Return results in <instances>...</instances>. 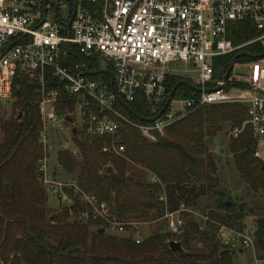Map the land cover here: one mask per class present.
I'll use <instances>...</instances> for the list:
<instances>
[{"label":"trees","instance_id":"1","mask_svg":"<svg viewBox=\"0 0 264 264\" xmlns=\"http://www.w3.org/2000/svg\"><path fill=\"white\" fill-rule=\"evenodd\" d=\"M68 4L70 13L71 3ZM98 8L97 4L91 11ZM54 12L58 14L57 9ZM263 34L251 21L231 24L228 39L234 46L246 45L214 58V77L225 75L230 60L238 52L263 54L264 37L257 39ZM81 59L91 78L101 77L108 82L106 72H100L108 64L103 65L97 57L81 56ZM261 59L241 55L235 63L250 64ZM76 62V58L68 56L64 65ZM231 75L232 71L225 77L229 79ZM181 80L193 83L189 77L166 76V93ZM43 81L46 90L58 93L55 113L59 118L74 110L76 101L65 91L63 81L54 77L49 69L44 72ZM40 88L35 78L18 72L12 84V113L7 119H0L1 264H232L230 253L221 256L227 247L219 236L224 228L236 233L243 231L247 215H253L255 220V258L264 261V205L254 200L264 196V161L252 156L255 140L250 125L243 124L247 118L244 106L197 107L168 125L162 134L154 133L152 140L123 122L116 137L91 138L78 131L72 137L78 158L68 149H62L56 161L70 175L68 182L95 196L97 207L104 204V215L90 218L86 223L79 215L86 211L91 216L92 209L82 204L72 186L63 187V192L72 199L71 206L51 212L45 208L47 195L39 183L38 173V162L44 156L38 113ZM173 94L176 98L199 95L186 85L178 86ZM128 106L144 119L158 111L152 112L141 98ZM116 108L131 123H152L139 119L119 104ZM237 128L242 130L234 137L230 132ZM228 132L226 150L246 196H252L251 206L232 200L230 193L220 187L216 157L208 149L211 139ZM111 142L122 144L124 152L115 154L110 149ZM51 174L59 179L52 171ZM151 175L158 182H152ZM181 205L205 217L206 229L195 217H187L188 214L182 212L183 230L176 236L170 235L163 215L175 212ZM161 218L164 225L158 223L155 230L147 226L139 244L129 230L124 235H109L106 231L111 221L159 222ZM171 241L178 242L180 250H171Z\"/></svg>","mask_w":264,"mask_h":264},{"label":"built area","instance_id":"2","mask_svg":"<svg viewBox=\"0 0 264 264\" xmlns=\"http://www.w3.org/2000/svg\"><path fill=\"white\" fill-rule=\"evenodd\" d=\"M68 2L70 13L68 8L66 18H62L60 8L68 7ZM97 4L98 10L92 12ZM48 11L58 19H47ZM244 21H251L257 30L264 31V0H0V106L11 103L12 84L18 72L36 77L41 85L40 144L46 149L50 128L65 120L55 113L57 91L45 89L43 77L47 69L64 82L65 91L76 101L73 113L78 112L80 121L74 125L68 115L73 121L70 124L91 138L116 137L123 122L152 140L154 133L162 134L168 125L197 107L240 104L246 108L243 124L250 125L255 140L252 156L264 161V87L257 70L261 60L245 65L235 63L234 67L240 65L245 70L233 73L229 79L226 74L220 78L213 75L214 58L246 45L234 46L227 37L231 24ZM263 37L264 34L257 39ZM64 45L80 58L97 57L103 65L108 64L100 71L106 72L108 82L101 77L91 78L83 62L64 65L68 56L73 57ZM179 65H188L193 74H179L175 70ZM172 74L191 78L199 95L172 96L149 125L131 123L117 110L116 104L128 105L141 98L152 112L158 110L155 117L167 101L166 76ZM241 130L234 129L231 134L236 137ZM111 144L115 154L124 152L122 144ZM46 159L44 155L38 162L43 192L52 195L59 206L69 207L73 202L63 187L72 186L82 204L92 209L91 216L82 211L80 219L87 222L102 217L104 204L97 207L95 196L82 192L74 183L53 177ZM150 180L158 182L154 175ZM186 211L189 210L181 205L175 212L163 215L170 235L181 233L185 222L180 214ZM109 224L116 233H125L129 225L114 221ZM253 237L252 231L247 233L242 245L247 247ZM134 239L136 244L143 240L139 233Z\"/></svg>","mask_w":264,"mask_h":264},{"label":"rangeland","instance_id":"3","mask_svg":"<svg viewBox=\"0 0 264 264\" xmlns=\"http://www.w3.org/2000/svg\"><path fill=\"white\" fill-rule=\"evenodd\" d=\"M67 15V9L65 7L60 8V16L62 18H66ZM53 17V12L49 11L47 14V19L52 20ZM260 63V62H259ZM242 64V63H240ZM248 64L244 63L243 65ZM103 66V65H102ZM105 67V66H104ZM179 74L185 75V76H191L193 74V69H191L188 65L187 66H180L175 69ZM245 68L240 65H236L234 69L232 70V75L233 73H240L244 71ZM259 72V76H261L263 80V87H264V58L261 59V63L259 64L257 68ZM36 79V77H33ZM36 81H38L36 79ZM39 82V81H38ZM74 110H71L70 113H68L66 116L70 115L74 119V125H78L80 121V115L78 112L75 114L73 113ZM12 113V108H11V103H6L4 105L0 106V119H7L10 117ZM75 114V115H74ZM59 125H55L54 127H51L50 129V134L47 137L46 141V149L44 150V155L46 156V161L52 171V173L59 177L60 181H65L68 182V176H70L63 168H61L58 165L57 159V153L58 151L62 149H68L71 151L73 156L78 158L77 155V147L76 144L74 143L72 137H75L72 135V125L69 122H66V120L61 121V123H58ZM234 130V129H233ZM79 129L76 131V135ZM232 131L230 132V134ZM228 134H221L219 137H215L210 140L208 143V149L209 151L215 155L216 157V168H217V175L220 180V187L222 189H225L228 191L231 195L232 200L235 201H242L244 204L247 206H251V197L252 196H246L245 189L242 187V180L237 172L233 169V166L231 164V156L229 155L228 151L226 150V146L228 144ZM0 140H1V135H0ZM43 146V145H42ZM76 158V159H77ZM257 203L259 205H264V196L262 197H256ZM46 209L51 211H57L58 208H63L58 205L56 199L50 195L47 194V203L45 206ZM188 214L187 217H195L196 221L201 223V226L206 229V219L205 217L201 216V214L194 211H186ZM254 217L253 215H247L245 217V228L243 231L240 233H236L233 231H230L226 228L222 229L224 231V235H220L221 241H227L226 243V249L228 252L231 254V260L232 264H264V261L257 260L255 258V252H254V240L252 239V243L249 244L247 247L242 245L241 240L244 239L246 234L250 233V231H254ZM87 223V222H86ZM129 225L126 227V231L129 230L131 234L133 233V237L135 234L139 233L141 237H143L144 232L148 226V228L155 230L156 225L158 223L164 225L163 219L161 218L158 222L156 221H143V222H127ZM129 226V227H128ZM110 227H106V231L109 235H124L125 233H116L115 230H110ZM128 228V229H127ZM135 229V230H134ZM218 233V231H217ZM217 233H215L217 235ZM215 235V236H216ZM235 237V240L232 241L231 238ZM1 264V262H0Z\"/></svg>","mask_w":264,"mask_h":264},{"label":"water","instance_id":"4","mask_svg":"<svg viewBox=\"0 0 264 264\" xmlns=\"http://www.w3.org/2000/svg\"><path fill=\"white\" fill-rule=\"evenodd\" d=\"M67 26V28H68V24L66 25ZM64 49H66L74 58H76L77 59V61L79 62V63H81L82 61H81V58H80V56H78L77 54H73V53H71L70 51H69V49L67 48V46L66 45H64ZM241 55H246V56H253V57H258V58H264V53L263 54H259V55H249L247 52H243V51H241V52H238V53H236L235 54V56L234 57H232V59L230 60L231 62H230V64H229V66H228V68H227V70H226V72H225V74L227 75L232 69H233V67H234V65H235V59L237 58V57H239V56H241ZM89 75H92L91 73H88ZM111 78V77H110ZM180 85H186L187 87L189 86L192 90H194V91H199V89L196 87V86H194L193 84H191L190 82H187V81H185V80H181V81H179L177 84H175L173 87H172V89H171V91L169 92V95H168V98H167V101L165 102V104L163 105V107L160 109V111H159V113L155 116V117H153V118H150V119H144V118H142V117H138L136 114H135V112L134 111H132L130 108H129V106L128 105H126V104H122L120 101V104H122V106L124 107V109H126L127 111H129V112H131L134 116H136V117H138L139 119H144L145 121H154L155 119H157V117L164 111V109H165V107H166V105H167V103L169 102V100L172 98V96L174 95L173 93H174V91L176 90V88L178 87V86H180ZM64 119L67 121V122H69V123H73V121H72V119H71V117H69V116H66V117H64ZM73 130H72V135H74V136H76V131H77V129L76 128H72ZM107 172H110V169H107ZM169 247H170V249L171 250H174V251H176V250H180V244L178 243V242H174V241H171V242H169ZM227 253H229L228 252V250H224L223 252H221V256H223L224 254H227Z\"/></svg>","mask_w":264,"mask_h":264},{"label":"crops","instance_id":"5","mask_svg":"<svg viewBox=\"0 0 264 264\" xmlns=\"http://www.w3.org/2000/svg\"><path fill=\"white\" fill-rule=\"evenodd\" d=\"M65 8L66 9H68V7H67V5L65 6ZM49 12V11H48ZM48 12H46V14H45V17L47 18V14H48ZM53 19L51 20V21H55V20H57L58 19V16L55 14V13H53Z\"/></svg>","mask_w":264,"mask_h":264}]
</instances>
